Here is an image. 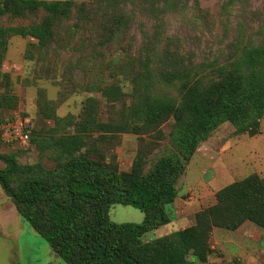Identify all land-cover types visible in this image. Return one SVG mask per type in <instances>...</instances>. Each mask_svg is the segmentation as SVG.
Instances as JSON below:
<instances>
[{"label":"trees","instance_id":"1","mask_svg":"<svg viewBox=\"0 0 264 264\" xmlns=\"http://www.w3.org/2000/svg\"><path fill=\"white\" fill-rule=\"evenodd\" d=\"M146 2L159 12L176 3L0 0V66L12 36L31 37L35 42L27 43L25 58L31 60L33 50L43 60L48 55L54 76L57 60L64 56L59 79L51 78L65 89L58 102L71 89L121 101L119 86L105 89L100 74L92 69L103 63V47L128 31L135 11ZM162 41V31L157 30L143 41L136 56L120 58L118 68L132 87L129 104L113 122L100 120L98 100L92 96L83 101L77 115L64 117L56 115L58 102L37 99L41 126L25 132L38 154L52 162L50 167L41 162L20 164L13 155L0 154L6 162L0 171L2 189L20 218L65 264H219L216 261L222 258L210 244L214 229L236 231L250 222L264 231V179L252 173L217 190L215 203L196 212L192 225L143 240L177 219L173 209L177 184L200 144L225 123L234 135L254 136L264 116V22L235 56L213 66L208 76L178 45L171 50L168 38L160 48ZM79 71L85 78L82 83L74 79ZM16 105L15 95L0 92V142L1 126L7 123L3 114ZM169 121L170 144L146 168L148 154L157 146L148 138H161V127ZM124 133L143 143L128 171L119 170L114 155L108 161L106 157ZM114 204L139 209L142 222L110 221L108 210Z\"/></svg>","mask_w":264,"mask_h":264},{"label":"rangeland","instance_id":"2","mask_svg":"<svg viewBox=\"0 0 264 264\" xmlns=\"http://www.w3.org/2000/svg\"><path fill=\"white\" fill-rule=\"evenodd\" d=\"M174 1V8L167 6L169 9L166 12L151 10L149 2L144 4L143 9L138 7L128 31L119 33L112 44L103 47L104 61L92 72L100 74L105 89L118 85L123 94L121 101L107 100L105 95L98 92L71 89L67 98L58 102L60 93L65 89L62 85H56L51 78L59 79L64 56H59L54 76L48 55L43 60L33 50L32 59L25 58L27 43L35 42L34 39L12 36L0 66V92L15 95L17 107L3 114L6 122H12V126L8 130H1L0 154L13 155L20 164L41 162L46 168L52 165L27 140L23 142L18 139L9 143L11 135L18 137L16 134L23 133L29 127L32 130L41 126L37 107L39 98L58 102L56 115L64 117L67 114L77 115L83 101L92 96L98 100L100 120L113 122L123 105L129 104L132 87L125 79V73L118 68V64H122L120 58L136 56L143 41L154 37L155 31H162L160 48L166 43L165 37L168 38L173 42L171 50L178 45L180 52L190 55L194 65L208 76L213 66L226 64L235 56L238 47L246 43V39L264 22V0H197V4L194 0ZM162 4L159 2L158 6L162 7ZM74 79L78 83L85 80L80 71ZM171 123L169 121L161 127V138H148L155 141L157 146L149 152L146 168L170 144L168 134ZM47 124L53 127L51 121ZM143 136L146 137V134ZM141 145L143 143L136 139V135L120 134L119 143L106 153L107 161L109 156L114 155L119 170L128 171ZM5 167L6 162L0 159V171ZM252 173L264 179V116L259 133L254 136L234 135L233 128L225 123L200 144L177 184L180 200L173 209L179 220L176 222L173 219L170 224L147 233L143 240H153L180 227L192 225L196 212L215 203L214 193L217 190ZM108 216L110 221L119 224H139L143 219L139 209L121 204L110 206ZM210 244L214 254L222 258L216 261L219 264L222 260L224 264H259L264 258V231L250 222H244L236 231L214 229ZM0 264H65L46 241L20 218L1 185Z\"/></svg>","mask_w":264,"mask_h":264},{"label":"built area","instance_id":"3","mask_svg":"<svg viewBox=\"0 0 264 264\" xmlns=\"http://www.w3.org/2000/svg\"><path fill=\"white\" fill-rule=\"evenodd\" d=\"M11 124H12V122H8V123L2 125L1 129H4V130L7 129L8 130L9 127L12 126ZM16 135H18V137H13L11 135L9 143L14 142V141H16L18 139H20L21 141L25 142L28 139V133H26L25 131H23V133H21V134H16Z\"/></svg>","mask_w":264,"mask_h":264},{"label":"crops","instance_id":"4","mask_svg":"<svg viewBox=\"0 0 264 264\" xmlns=\"http://www.w3.org/2000/svg\"><path fill=\"white\" fill-rule=\"evenodd\" d=\"M179 200H180V198H179V196H177V198L175 199V202H174V205L173 206H177V205H179ZM174 213L176 214V211H174ZM184 213V212H183ZM183 215V214H182ZM184 216V215H183ZM182 216H180L179 218H181ZM185 217H188L186 214H185ZM184 217V218H185ZM183 218V217H182ZM186 220H187V218H185ZM179 219H176L175 221L177 222ZM193 222H194V219H193ZM193 222H192V224H193ZM183 228V227H182ZM181 227H180V229H182Z\"/></svg>","mask_w":264,"mask_h":264}]
</instances>
